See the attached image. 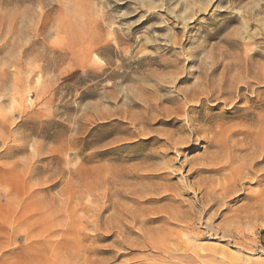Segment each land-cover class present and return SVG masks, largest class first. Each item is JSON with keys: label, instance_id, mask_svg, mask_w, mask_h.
<instances>
[{"label": "rangeland", "instance_id": "374dc122", "mask_svg": "<svg viewBox=\"0 0 264 264\" xmlns=\"http://www.w3.org/2000/svg\"><path fill=\"white\" fill-rule=\"evenodd\" d=\"M0 264H264V0H0Z\"/></svg>", "mask_w": 264, "mask_h": 264}, {"label": "bare ground", "instance_id": "6f19581e", "mask_svg": "<svg viewBox=\"0 0 264 264\" xmlns=\"http://www.w3.org/2000/svg\"><path fill=\"white\" fill-rule=\"evenodd\" d=\"M194 84H195V83H194ZM218 87H219V86H218ZM150 88H151V87H150ZM153 88H154V87H153ZM196 88H197V87H196ZM197 89H198V88H197ZM211 89H212V88H211ZM148 90H149V89H148ZM153 91H155V90H153ZM192 91H194V90H192ZM212 91H214V88H213ZM151 92H152V91H151ZM175 92H176V91H175ZM187 93H188V92H187ZM202 94H203V93H202ZM130 95H131V94H130ZM192 95H193V94H192ZM209 96H210V95H209ZM192 97H193V96H192ZM194 97H195V96H194ZM197 97H199V96H197ZM206 97H207V95H206ZM186 98H187V97L185 96V99H186ZM199 98H201V97H199ZM188 99H189V98H188ZM188 99H187V102H188ZM165 100H166V101H171V102H172V101L174 100V97H170V98H167V99H165ZM146 101H147V100H146ZM161 101H162V100H161ZM151 102H152V101H151ZM155 103H157V102H155ZM190 103H191V102H190ZM184 105H185V104H184ZM154 106H155V105H150V104H149V105L144 106L143 109H144L145 111H148V112H149V111H151L152 109H154V108L157 107V105H156V107H154ZM181 106H182V105H181ZM178 107H179V106H178ZM179 108H180V107H179ZM163 109H164V108H163ZM179 110H180V109H179ZM167 111H168V110H167ZM167 111H166V112H167ZM162 112H163V111H162ZM162 112H161V113H162ZM156 113H157V112H156ZM176 113H178V111H177ZM145 114H146V112H145ZM157 114H159V113H157ZM140 115H141V114H140ZM178 115H179V114H178ZM144 116H145V115H144ZM158 116H159V115H158ZM152 118H153V117H152ZM154 118H155V117H154ZM180 119H181V118H180ZM155 120H156V119H155ZM179 131H180V130H179ZM179 131H178V132H179ZM190 131H191V130H190ZM180 133H181V132H180ZM170 134H171V133H170ZM167 136H168V135H167ZM184 137H185V136H184ZM169 138H172V137H169ZM174 139H175V138H174ZM179 139H180V137H179ZM169 140L172 142V145H173V146H174L175 143L177 142L176 140H175L176 142L173 140V141H174V143H173V141H172L171 139H169ZM182 140H183V138H182L181 140H179V141H182ZM186 140H187V139H186ZM186 140H185V141H186ZM167 141H168V140H167ZM163 143H164V141H163ZM179 143H180V142H179ZM179 143H176V144L178 145ZM180 144H182V143H180ZM164 145H165V144H164ZM171 147H172V146H171ZM260 147H261V146H260ZM175 148H176V147H175ZM246 160H247V159H246ZM210 166H211V165H210ZM240 166H241V165H240ZM241 167H242V166H241ZM237 168H238V167H237ZM245 169H246V168H245ZM219 170H220V169H219ZM246 170H247V169H246ZM242 174H243V173H242ZM236 177H237V176H236ZM150 178H151V177H150ZM240 179H241V178H240ZM233 180H234V179H233ZM237 180H238V179H237ZM234 183H235V182H234ZM223 184H225V183H223ZM229 184H230V183H229ZM231 186H232V185H231ZM164 187H165V186H164ZM160 188H161V187H160ZM229 188H230V187H229ZM233 188H234V187H233ZM158 190H159V189H158ZM230 190H231V189H230ZM230 190H229V191H230ZM169 191H170V190H169ZM173 191H175V190H173ZM225 191H226V190H225ZM225 191H224V192H225ZM227 191H228V190H227ZM231 191H232V190H231ZM170 192H171V191H170ZM170 192H169V193H170ZM224 192H222V193H224ZM159 193H160V192H159ZM161 193H162V192H161ZM224 194H225V193H224ZM151 195H152V194H151ZM221 195H222V194H221ZM152 197H153V196H152ZM161 197H162V196H161ZM199 198H200V197H199ZM215 199H216V197H215ZM215 199H214V200H215ZM200 201H201V200H200ZM214 202H215V201H214ZM214 204H215V203H214ZM181 206H182V205H181ZM175 209H176V208H175ZM175 209H174V210H175ZM168 210H169V209H168ZM176 211H177V209H176ZM163 212H165V211H163ZM169 212H170V211H169ZM179 212H180V211H179ZM159 214H160V213H159ZM180 214H181V213H180ZM185 214H186V213H185ZM181 215H182V214H181ZM160 216H161V215H160ZM178 216H180V215H178ZM172 217H173V216H172ZM142 218H143V217H142ZM176 218H177V216H176ZM182 218H183V217H182ZM186 218H187V216H186ZM170 220H171V219H170ZM174 220H175V219H174ZM167 223H168V222H167ZM144 234H145V233H144ZM123 243H124V242H123Z\"/></svg>", "mask_w": 264, "mask_h": 264}]
</instances>
